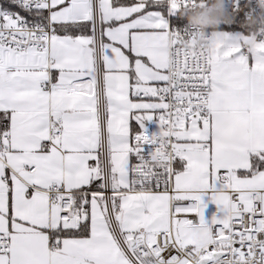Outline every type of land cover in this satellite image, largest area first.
<instances>
[{"label": "snow or ice", "instance_id": "snow-or-ice-1", "mask_svg": "<svg viewBox=\"0 0 264 264\" xmlns=\"http://www.w3.org/2000/svg\"><path fill=\"white\" fill-rule=\"evenodd\" d=\"M163 3L0 0V264H264V40Z\"/></svg>", "mask_w": 264, "mask_h": 264}, {"label": "clouds", "instance_id": "clouds-1", "mask_svg": "<svg viewBox=\"0 0 264 264\" xmlns=\"http://www.w3.org/2000/svg\"><path fill=\"white\" fill-rule=\"evenodd\" d=\"M256 11L248 13L243 27L249 30L248 35L240 36L236 42L244 49H254L257 36L264 32V0H255ZM181 17L194 29L186 42L198 48L210 49L221 39L219 31L222 24L233 22V14L226 5V0H205L203 6L189 4L180 10Z\"/></svg>", "mask_w": 264, "mask_h": 264}, {"label": "built area", "instance_id": "built-area-1", "mask_svg": "<svg viewBox=\"0 0 264 264\" xmlns=\"http://www.w3.org/2000/svg\"><path fill=\"white\" fill-rule=\"evenodd\" d=\"M226 5L229 8V11L236 12L238 10H243L247 17L248 13L256 11L255 0H226ZM165 9L169 27L183 35L185 38H188L191 32L194 31L189 25L186 18L181 17L179 10L172 13L169 11V5L167 0H164V3L161 4ZM258 41L264 40V32L260 33L257 36ZM152 131V130H150ZM214 214V204L208 203V207L205 210L206 217H211Z\"/></svg>", "mask_w": 264, "mask_h": 264}, {"label": "trees", "instance_id": "trees-1", "mask_svg": "<svg viewBox=\"0 0 264 264\" xmlns=\"http://www.w3.org/2000/svg\"><path fill=\"white\" fill-rule=\"evenodd\" d=\"M233 14V22L230 24H222L220 27H226L233 30H241L248 34L249 30L242 25L244 24L246 20L245 12L241 9L236 12H232Z\"/></svg>", "mask_w": 264, "mask_h": 264}, {"label": "rangeland", "instance_id": "rangeland-1", "mask_svg": "<svg viewBox=\"0 0 264 264\" xmlns=\"http://www.w3.org/2000/svg\"><path fill=\"white\" fill-rule=\"evenodd\" d=\"M219 31L221 33L229 35L230 37H232L234 39H237V38H239L242 35L243 36L248 35L247 33L243 32L241 30H233V29H229V28H226V27H220Z\"/></svg>", "mask_w": 264, "mask_h": 264}, {"label": "crops", "instance_id": "crops-1", "mask_svg": "<svg viewBox=\"0 0 264 264\" xmlns=\"http://www.w3.org/2000/svg\"><path fill=\"white\" fill-rule=\"evenodd\" d=\"M158 10L161 11L162 16L165 18V20L169 24L165 9L162 6H159ZM147 127L149 128V130L156 131L158 126L156 123H148ZM216 211L217 209H216V206L214 205V213H216Z\"/></svg>", "mask_w": 264, "mask_h": 264}]
</instances>
